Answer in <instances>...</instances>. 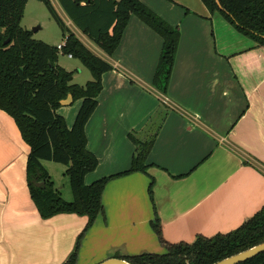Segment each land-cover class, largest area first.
I'll list each match as a JSON object with an SVG mask.
<instances>
[{
  "label": "crops",
  "instance_id": "0c3cea01",
  "mask_svg": "<svg viewBox=\"0 0 264 264\" xmlns=\"http://www.w3.org/2000/svg\"><path fill=\"white\" fill-rule=\"evenodd\" d=\"M141 1L173 26L186 23L179 25L180 42L165 94L152 84L164 39L137 15H131L112 55L98 47L114 67L103 74L98 106L86 126L88 149L99 159L86 182L130 169L137 150L130 134L154 143L147 173L121 175L107 184L104 212L88 230L78 264L84 249L89 250L85 243L92 232L97 239L110 240L105 258L98 257L96 264L117 252H149L152 242L161 243L152 225L156 220L168 242L192 243L200 235L237 229L264 206V47L236 28L239 36L234 35L230 47L228 34L217 33L208 21L213 17L204 4L197 5V13L184 15L167 0ZM184 1L190 5L193 0ZM75 104L59 109L69 126L82 100ZM29 151L15 119L0 109V253L4 243L6 255L12 254L6 259H16V251L21 252L16 225L30 222L27 230L32 237L40 235L45 253L67 260L88 218L40 215L28 186Z\"/></svg>",
  "mask_w": 264,
  "mask_h": 264
},
{
  "label": "trees",
  "instance_id": "16d2710c",
  "mask_svg": "<svg viewBox=\"0 0 264 264\" xmlns=\"http://www.w3.org/2000/svg\"><path fill=\"white\" fill-rule=\"evenodd\" d=\"M43 1L65 33L64 53L80 58L92 74L86 85L73 82L74 71L61 66L57 46L33 38L21 25L28 0H0V109L16 121L30 147L27 179L31 197L44 219L74 213L88 218L73 251L63 264H78L82 241L98 216L104 212L103 195L110 180L132 172L147 173L148 156L154 140L136 143L130 169L90 184L86 176L97 169L98 157L88 149L86 126L98 106L103 74L113 65L93 52L71 29L51 0ZM73 24L99 48L112 55L121 43L132 14L159 33L163 49L153 86L167 93L180 42L179 27L173 26L141 0H58ZM210 12L220 10L242 34L264 47V0H203ZM69 94L74 104L82 100L72 126L59 112ZM44 160L68 166L72 200L55 187ZM41 183V186L38 185ZM152 181L149 187L154 201ZM165 253L142 252L111 257L132 264H213L264 242V206L237 229L212 237L200 235L192 243H171L164 239L159 220L152 223ZM238 264H264V252Z\"/></svg>",
  "mask_w": 264,
  "mask_h": 264
},
{
  "label": "rangeland",
  "instance_id": "374dc122",
  "mask_svg": "<svg viewBox=\"0 0 264 264\" xmlns=\"http://www.w3.org/2000/svg\"><path fill=\"white\" fill-rule=\"evenodd\" d=\"M52 1L55 2L56 6L58 7L59 12H61L62 15L65 17V20L70 21L69 17L64 12L61 5L59 4L58 0H52ZM167 1H169V3H171L172 5L180 8L182 12L184 13V15L187 12L188 13L190 12L193 14L197 13L198 4L205 5L203 0H193L190 5L186 4L184 0H167ZM210 13L213 19L212 20L209 19L208 21L210 23L211 21L214 22V26H215L217 33L228 34L229 39L227 43L231 47V45L233 44V41L235 40L234 35L237 34L238 31L236 32L234 30L235 27L229 22V20L225 17V15L220 10H216L215 12L213 13L210 12ZM69 23H71V21ZM185 23L181 22V25L179 24L181 28L185 25ZM21 25L23 28L30 31L32 33L33 38L36 40H42L54 46H58L60 43H63L65 41V33L62 27L59 25L56 19L52 16L46 4L41 0H28L24 8L23 16L21 19ZM69 26L76 33V35L84 43H86V45L89 48H91L95 53L99 54L100 56H104L103 52L100 49H98L99 46H97V44H95L92 40H90L87 36H85L81 32L77 31L74 28L73 24H70ZM180 26H179V29H180ZM226 29H228L227 32H225ZM237 35L239 36V34ZM261 60H264V56L261 57ZM58 63L61 66L65 67L67 70L74 71V78H73L74 83H77L79 85H86L89 80L93 79V74L91 70L87 66L84 65V63L82 62L80 58H77V57L70 58L67 53H64L62 51V52H59ZM75 105L77 104L74 103L70 105V107L73 108L75 107ZM44 164L50 171L55 187L59 190L61 195L67 200H72L73 194L70 188V179H69V176L66 174V170L68 166L62 163L51 161V160H46ZM21 223L22 224L16 225V226H19L18 228L20 230V235L16 236V248L20 247L21 252L16 251L15 260H12V259L10 260L9 258L12 256V254L10 255L7 252V255L9 256L7 260L6 251L9 250L8 249L9 247L3 243L2 245L3 248L1 249L2 251L0 253L3 255V258L0 259V264H63L65 262L66 259L61 261L58 258H56L55 255L52 256V255H48L45 253V248H47V246L46 244L43 245V242L40 241L42 239L40 235L37 234V237H32L30 235V232L27 229L28 227H30V225H33V223H30V222L29 223L21 222ZM95 231H99V230H95ZM94 234L95 232H92L91 233L92 238H90L85 243L86 247H89V250L87 251L86 248L84 249L83 253L85 254V256L83 258L81 257L79 264H93L94 262H96V260H99L100 257L105 258L109 250L108 242L110 240L107 242L108 240L107 236L99 238V235L97 239L94 237L95 236ZM155 243L153 244L152 242L153 247H150L151 249L149 252H155V253H165L166 252V248L160 242L158 243L155 242ZM94 244L95 246H92ZM149 246H151V244ZM37 247L39 249L38 252L35 251ZM20 254H21V257H20ZM79 255H80V252H79ZM78 262H79V258H78Z\"/></svg>",
  "mask_w": 264,
  "mask_h": 264
},
{
  "label": "water",
  "instance_id": "95a60500",
  "mask_svg": "<svg viewBox=\"0 0 264 264\" xmlns=\"http://www.w3.org/2000/svg\"><path fill=\"white\" fill-rule=\"evenodd\" d=\"M73 95L69 94L68 97L64 100L61 101L62 105H69L73 103ZM39 186H41V183H38ZM264 252V242L251 247L245 251H242L240 253H237L235 255L229 256L225 259H222L218 262H215L213 264H238L244 261H247L255 256H257L258 254ZM97 264H132L131 262H129L126 259H122L119 257H110L107 258L106 260L97 263Z\"/></svg>",
  "mask_w": 264,
  "mask_h": 264
},
{
  "label": "built area",
  "instance_id": "2783aa9c",
  "mask_svg": "<svg viewBox=\"0 0 264 264\" xmlns=\"http://www.w3.org/2000/svg\"><path fill=\"white\" fill-rule=\"evenodd\" d=\"M66 46V40L63 42V43H60L57 48L60 52L64 51L63 48ZM70 58L73 57V54L69 53L68 54ZM164 102L165 103H168L169 102V99L167 97L164 98Z\"/></svg>",
  "mask_w": 264,
  "mask_h": 264
}]
</instances>
